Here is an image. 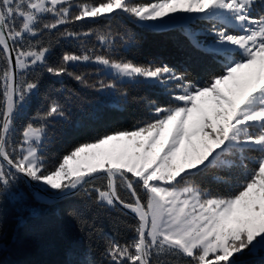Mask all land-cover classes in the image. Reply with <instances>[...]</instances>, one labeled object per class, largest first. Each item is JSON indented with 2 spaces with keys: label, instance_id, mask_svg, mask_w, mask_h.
I'll list each match as a JSON object with an SVG mask.
<instances>
[{
  "label": "snow or ice",
  "instance_id": "6c2138e0",
  "mask_svg": "<svg viewBox=\"0 0 264 264\" xmlns=\"http://www.w3.org/2000/svg\"><path fill=\"white\" fill-rule=\"evenodd\" d=\"M88 22L105 30L76 28ZM114 24L175 30L223 71L199 84L166 63L118 59L137 38ZM65 42L76 50L50 62ZM45 77L119 93L117 106L128 103L117 82L157 88L165 102L146 100L131 129L99 133L49 163L44 151L75 93L53 88L17 128ZM73 197L82 233L96 237L104 216L131 214L133 236L99 229V251L91 241L70 247L63 264H264V0H0V207L37 215L30 201Z\"/></svg>",
  "mask_w": 264,
  "mask_h": 264
},
{
  "label": "trees",
  "instance_id": "16d2710c",
  "mask_svg": "<svg viewBox=\"0 0 264 264\" xmlns=\"http://www.w3.org/2000/svg\"><path fill=\"white\" fill-rule=\"evenodd\" d=\"M89 26L102 30L106 27L103 23L92 25L88 22L84 25L78 24L76 28ZM112 29L131 31L137 38L134 46L117 51L118 59L124 58L137 63H166L177 71H187L190 78L199 84L204 83L211 75L223 71L222 64L206 59L183 46L175 30H154L135 24H127L126 27L114 24ZM64 50L75 51L76 48L73 42L62 43L54 48L50 62ZM98 78L100 77L92 76V79ZM104 78L107 80L110 77L105 75ZM117 86L127 91V104L121 103L117 106L119 93H98L67 78H62V82L48 77L42 78L39 93L33 98L27 112L17 120V128L22 127L28 117L40 108L45 102L44 96L50 94L53 88L63 89V95H68V90H72L75 95L67 104L68 120L62 127L54 130L52 142L44 151L48 162L52 163L71 145L91 141L99 133L131 129L145 118L146 100L165 102V97L157 88L132 87L120 82H117ZM52 131L50 129V132ZM203 186H210L214 191H222L224 187L213 184L210 179L205 180ZM29 203L37 209V215L21 211L7 201L0 207V241L3 243L0 264H63L66 259L65 251L70 247L83 248L91 241L99 251L102 247L99 229L121 242L130 240L133 236L126 227L135 222L131 216L118 217L115 214L111 217L104 216L97 222L96 237H92L90 233H82L74 217L69 214V209L79 203L78 197L53 204H36L32 201ZM246 260L250 264H259L260 257H246Z\"/></svg>",
  "mask_w": 264,
  "mask_h": 264
},
{
  "label": "rangeland",
  "instance_id": "374dc122",
  "mask_svg": "<svg viewBox=\"0 0 264 264\" xmlns=\"http://www.w3.org/2000/svg\"><path fill=\"white\" fill-rule=\"evenodd\" d=\"M2 247H3V243L0 241V250H1Z\"/></svg>",
  "mask_w": 264,
  "mask_h": 264
},
{
  "label": "water",
  "instance_id": "95a60500",
  "mask_svg": "<svg viewBox=\"0 0 264 264\" xmlns=\"http://www.w3.org/2000/svg\"><path fill=\"white\" fill-rule=\"evenodd\" d=\"M50 204H53V203H50ZM131 216V214H129Z\"/></svg>",
  "mask_w": 264,
  "mask_h": 264
}]
</instances>
